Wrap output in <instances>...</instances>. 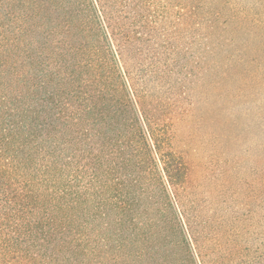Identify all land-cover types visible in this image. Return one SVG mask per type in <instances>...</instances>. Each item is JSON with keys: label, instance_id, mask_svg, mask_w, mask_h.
Masks as SVG:
<instances>
[{"label": "trees", "instance_id": "16d2710c", "mask_svg": "<svg viewBox=\"0 0 264 264\" xmlns=\"http://www.w3.org/2000/svg\"><path fill=\"white\" fill-rule=\"evenodd\" d=\"M130 1L0 0V264H203Z\"/></svg>", "mask_w": 264, "mask_h": 264}, {"label": "rangeland", "instance_id": "374dc122", "mask_svg": "<svg viewBox=\"0 0 264 264\" xmlns=\"http://www.w3.org/2000/svg\"><path fill=\"white\" fill-rule=\"evenodd\" d=\"M130 7L118 37L186 163L176 196L195 251L203 264H264V0Z\"/></svg>", "mask_w": 264, "mask_h": 264}]
</instances>
